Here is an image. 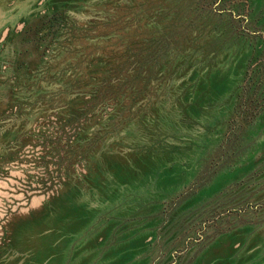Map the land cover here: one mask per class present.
I'll use <instances>...</instances> for the list:
<instances>
[{"label":"rangeland","instance_id":"374dc122","mask_svg":"<svg viewBox=\"0 0 264 264\" xmlns=\"http://www.w3.org/2000/svg\"><path fill=\"white\" fill-rule=\"evenodd\" d=\"M0 264H264V0H0Z\"/></svg>","mask_w":264,"mask_h":264}]
</instances>
